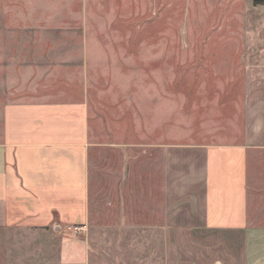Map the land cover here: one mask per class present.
Here are the masks:
<instances>
[{"label":"crops","instance_id":"1","mask_svg":"<svg viewBox=\"0 0 264 264\" xmlns=\"http://www.w3.org/2000/svg\"><path fill=\"white\" fill-rule=\"evenodd\" d=\"M22 1L0 0V264H91L92 190L97 229L158 228L195 264H264V61L211 57L223 83L200 115L168 83L202 63L168 52L184 44L129 41L135 14L110 25L125 41L102 40L86 0Z\"/></svg>","mask_w":264,"mask_h":264},{"label":"rangeland","instance_id":"2","mask_svg":"<svg viewBox=\"0 0 264 264\" xmlns=\"http://www.w3.org/2000/svg\"><path fill=\"white\" fill-rule=\"evenodd\" d=\"M22 4L25 9L29 3L23 0ZM222 6L221 0H168L165 37L164 34L158 33L159 0H86L87 19H84L88 26L102 28V40L121 42L127 38L110 30V25L115 22L118 26L126 28L130 22H125L123 17L135 14L134 24L138 26V32H135L129 41L137 43L141 40L157 41L161 38L184 44L185 49H170L168 52L175 51L178 55L199 58L202 63L181 66L178 72L187 74V79L184 77L168 83L188 96L185 99L189 106L192 101H198L199 114L202 115L207 108L206 100L211 99L213 90H217L218 85L223 83L214 81L212 77L215 75L212 73L225 66L211 63V57L240 55L252 62L260 59L264 61V0H239L235 3V9L231 10ZM161 12L163 13V10ZM151 16H157L156 20L144 25L145 20ZM84 19H73L66 23L76 27L84 23ZM28 35L31 34H24V37L27 38ZM63 36L75 35L61 33L60 38ZM135 51V56L140 57L142 50ZM151 52H157V49H151ZM154 67L158 70V66ZM238 84L239 81L233 86L229 83L227 88L230 92H236L239 89ZM216 111L223 112L221 104H216ZM228 111L229 108H226L224 112ZM107 154L109 156V151ZM95 195L92 190V220L87 234L91 248V264H195L196 261L190 260V242L182 241L183 252L179 256L176 251L178 242L163 240L158 228L141 229L132 226L124 230L114 228L111 231V226L108 225L107 229L101 230V226L97 229V222L102 215L99 214L100 217L97 218Z\"/></svg>","mask_w":264,"mask_h":264},{"label":"built area","instance_id":"3","mask_svg":"<svg viewBox=\"0 0 264 264\" xmlns=\"http://www.w3.org/2000/svg\"><path fill=\"white\" fill-rule=\"evenodd\" d=\"M67 229L71 230V231H80L81 227H79V226H68Z\"/></svg>","mask_w":264,"mask_h":264}]
</instances>
